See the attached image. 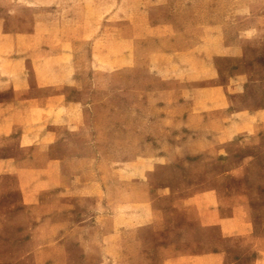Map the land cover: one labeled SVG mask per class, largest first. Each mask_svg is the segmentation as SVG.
I'll use <instances>...</instances> for the list:
<instances>
[{"label":"rangeland","instance_id":"1","mask_svg":"<svg viewBox=\"0 0 264 264\" xmlns=\"http://www.w3.org/2000/svg\"><path fill=\"white\" fill-rule=\"evenodd\" d=\"M3 33L20 35L24 57L53 53L49 67L75 83L69 96L82 106L55 147L83 157L81 177L97 180L102 212H124L132 201L174 216L189 210L184 198L218 190L264 231V132L249 126L230 137L223 116L264 108V0H0ZM95 192L79 194L82 208L93 210ZM20 208L0 209V264L126 255V235L115 250L105 236L31 233Z\"/></svg>","mask_w":264,"mask_h":264},{"label":"crops","instance_id":"2","mask_svg":"<svg viewBox=\"0 0 264 264\" xmlns=\"http://www.w3.org/2000/svg\"><path fill=\"white\" fill-rule=\"evenodd\" d=\"M19 36H0V209L21 206V216L31 221L26 225L34 230L31 233L75 234L87 236L85 240L105 236L114 240L109 245L115 250L117 236H127L125 257L101 254L85 264H264L262 227H256L245 206L229 208L218 190H200L184 198L181 202L189 205V210L174 216L150 202L138 206L126 201L124 212H102L97 180L86 183L81 177L83 157L66 149L59 153L56 148L64 133L74 129L73 107L82 106L81 100L69 96L75 83L49 67L45 60L53 53L39 59L28 51L24 57L18 49ZM235 78L240 80L241 75ZM226 90L214 88L229 97ZM228 105L221 97L218 107L227 109ZM236 112L232 117L223 115L229 118L224 129L232 132L230 137L249 126L264 132V108ZM16 187L21 189L19 199ZM90 187L97 192L91 197L93 210L87 211L80 206L79 194ZM41 207L45 211L36 215L35 210ZM169 220L173 226H165ZM155 223L159 226H151ZM167 231H173L169 240L149 242L147 238Z\"/></svg>","mask_w":264,"mask_h":264}]
</instances>
